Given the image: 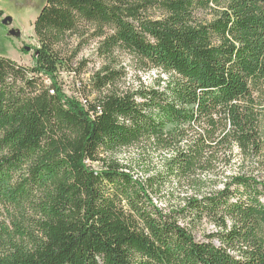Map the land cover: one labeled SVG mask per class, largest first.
<instances>
[{
	"label": "trees",
	"instance_id": "trees-1",
	"mask_svg": "<svg viewBox=\"0 0 264 264\" xmlns=\"http://www.w3.org/2000/svg\"><path fill=\"white\" fill-rule=\"evenodd\" d=\"M34 32L0 54V264H264V0H44ZM117 52L158 78L119 88Z\"/></svg>",
	"mask_w": 264,
	"mask_h": 264
},
{
	"label": "rangeland",
	"instance_id": "rangeland-1",
	"mask_svg": "<svg viewBox=\"0 0 264 264\" xmlns=\"http://www.w3.org/2000/svg\"><path fill=\"white\" fill-rule=\"evenodd\" d=\"M43 3L44 0H0L1 55L26 67L34 64V53L39 46L34 32V22ZM8 16L12 17L13 22L10 25H4L2 20ZM11 29L19 30L21 36H11L9 33ZM98 41L90 37L80 41L76 37L69 40L66 48L74 55L70 53L63 56L65 66L59 72V80L68 95L80 96L89 93L90 99L96 96L89 87L91 79L108 64L106 58L98 53ZM26 47H29V50ZM116 56L115 66L122 71V76L117 81L121 89L152 84L159 76L155 70L149 72L140 70L131 55L127 53L117 52ZM162 77L166 78V75ZM46 83L49 84L50 80L46 79Z\"/></svg>",
	"mask_w": 264,
	"mask_h": 264
},
{
	"label": "water",
	"instance_id": "water-1",
	"mask_svg": "<svg viewBox=\"0 0 264 264\" xmlns=\"http://www.w3.org/2000/svg\"><path fill=\"white\" fill-rule=\"evenodd\" d=\"M12 22H13V19L10 16H8L2 20V23L4 25H10V24H12ZM9 33L11 36H15V37L21 36V33L19 32V30L11 29V30H9ZM26 49L29 50V47H26Z\"/></svg>",
	"mask_w": 264,
	"mask_h": 264
}]
</instances>
